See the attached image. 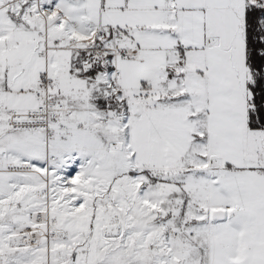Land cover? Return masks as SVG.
Returning a JSON list of instances; mask_svg holds the SVG:
<instances>
[{"label": "snow or ice", "instance_id": "obj_1", "mask_svg": "<svg viewBox=\"0 0 264 264\" xmlns=\"http://www.w3.org/2000/svg\"><path fill=\"white\" fill-rule=\"evenodd\" d=\"M0 264H264V0H0Z\"/></svg>", "mask_w": 264, "mask_h": 264}]
</instances>
